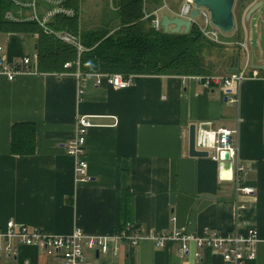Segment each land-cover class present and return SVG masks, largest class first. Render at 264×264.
Listing matches in <instances>:
<instances>
[{
    "label": "crops",
    "instance_id": "0c3cea01",
    "mask_svg": "<svg viewBox=\"0 0 264 264\" xmlns=\"http://www.w3.org/2000/svg\"><path fill=\"white\" fill-rule=\"evenodd\" d=\"M116 7L118 11V3ZM160 7L147 3L146 15ZM6 8L0 2V21H5ZM235 21L239 23L238 12ZM119 25L118 17L110 28L93 29L111 31ZM150 25L154 27L152 20ZM79 30L86 29L79 23ZM36 39V34L0 27L1 58L12 63L30 56ZM229 53L222 54V70L216 74L229 73L237 54ZM29 67L31 72L12 80L0 76L1 223L11 219L50 235L79 227L86 235L106 236V253H86L91 264H223L219 252L201 249L198 257L191 251L178 257L175 242L162 247L143 238L131 247L113 236L121 223L125 183L132 221L144 236L174 230L230 232L235 222L233 183L220 181L218 165L209 157L188 155V127H238V156L247 167L246 184L254 189L238 214L260 237L255 258L246 264H264V86L259 80L241 83L237 104L228 102L220 88L207 89L184 75H135L130 86L117 89L105 80L96 85L89 74L100 72L86 73L82 84L75 71H39L36 60ZM83 115L91 123L85 139L88 180L78 182L64 144ZM16 122L35 125L31 155L10 152V130ZM16 247L15 256L0 252V264H61L40 247Z\"/></svg>",
    "mask_w": 264,
    "mask_h": 264
},
{
    "label": "built area",
    "instance_id": "2783aa9c",
    "mask_svg": "<svg viewBox=\"0 0 264 264\" xmlns=\"http://www.w3.org/2000/svg\"><path fill=\"white\" fill-rule=\"evenodd\" d=\"M67 0H6L11 7L2 11V17L7 21L24 22L36 21L43 32L54 35L58 40L74 45L78 51L82 49L79 38L71 32L64 30H54L48 23L56 14L72 16L74 11L64 4ZM145 1V0H144ZM37 3L43 8L42 16L36 12ZM193 2L184 0L180 11L176 15L188 18ZM159 9L152 13L154 18L152 24L155 28L159 25ZM201 16V22L195 20L196 16ZM191 20L195 24L199 33L212 43H225L220 37L221 31L212 24L209 11L204 7L198 8V14ZM147 16V15H146ZM232 43L237 48L243 58L240 59L238 70L227 74L210 75H187L201 83L205 88L218 87L226 94V100L231 103L239 102V88L246 79H257L264 86V71L250 66V51L245 40L237 39ZM1 48V47H0ZM36 53L30 56H23L20 61L6 63L0 56V76L7 80H12L17 74L31 72L29 66L35 67ZM78 62H76V65ZM71 62H65L63 67L68 68ZM76 76L83 80L87 75L81 74L78 69ZM94 77V83L100 84L102 80L107 81L111 86L122 89L130 86L133 82V75H123L121 73H90ZM83 92L78 88V93ZM91 123L87 116L77 117L74 123L73 135L64 144L65 151L74 160V175L76 181L85 182L87 177V162L85 160V139L88 127ZM194 148L206 151L207 157L215 161L218 165V177L220 181H231L234 189L235 222L233 229L228 233H220L215 230L203 229L200 233H190L182 230L172 232L156 231L144 236L140 227H134L127 223L125 229L120 233H115L114 238L121 239L131 247L136 246L143 238H149L158 246H166L169 243H178L176 255L182 257L190 251L195 257L200 255V250L219 252L223 264H246L256 256L255 244L260 240L255 226L240 220L238 212L246 208V197L253 194L252 186L246 184V165L238 156V127H219L216 129H195ZM107 237L102 235H86L79 227H74L69 234L50 235L38 227H30L25 224H17L9 219L4 223L0 222V252L8 256H15L18 244L32 245L40 247L47 255H52L60 259L61 264H91L86 255L87 252L94 254L106 253L108 250ZM194 247V250H192Z\"/></svg>",
    "mask_w": 264,
    "mask_h": 264
},
{
    "label": "trees",
    "instance_id": "16d2710c",
    "mask_svg": "<svg viewBox=\"0 0 264 264\" xmlns=\"http://www.w3.org/2000/svg\"><path fill=\"white\" fill-rule=\"evenodd\" d=\"M161 6L155 0H118L120 25L113 29L79 30V0H67L65 6L74 11L72 16L54 15L48 25L54 30L77 34L82 49L58 40L43 32L36 21H0L2 29L36 34V68L39 71H76L121 73L123 75H210L213 65L205 59V39L193 23L187 32L170 33L151 27L154 18L145 4ZM5 5L4 0H0ZM6 6V5H5ZM11 6L7 4V8ZM238 2L237 12L241 14ZM177 12L176 10H173ZM208 48L212 46L209 42ZM207 48V51L210 49ZM212 51H210L211 53ZM65 62H71L68 68ZM76 62L78 64L76 65ZM36 128L32 122H16L10 130V152L14 155H31L35 149ZM126 168V167H125ZM124 168L127 174L128 169ZM132 198L130 187L124 184L120 198L121 223L115 233L125 229L132 221Z\"/></svg>",
    "mask_w": 264,
    "mask_h": 264
},
{
    "label": "rangeland",
    "instance_id": "374dc122",
    "mask_svg": "<svg viewBox=\"0 0 264 264\" xmlns=\"http://www.w3.org/2000/svg\"><path fill=\"white\" fill-rule=\"evenodd\" d=\"M155 1L157 4L161 5L160 8L162 9L159 10L160 15L163 14L164 11L170 14L174 12L173 10L179 12L181 5L184 3V0ZM4 3L7 6L6 0H4ZM147 3L144 4L146 5ZM116 6L117 0H79L78 19L80 27L83 29H93L99 27L110 28L114 26L119 17ZM237 6L238 2L236 0L233 5L234 19L237 14ZM35 10L38 16L41 17L44 10L40 8V3H37ZM201 19L200 15H197L195 18L197 22H201ZM238 30H240L239 33L237 32ZM220 37L225 40V43H213L209 48L208 45L210 41L204 38L206 40V49L203 54L205 55L206 61L213 65L212 73H221L219 71L222 70V63L220 60L222 54H226L230 51L229 55H232L235 54V51L236 53L239 51L237 45L232 43L237 39H245L247 41L249 51L254 53L256 63L260 60H264V6L254 13L249 21H244L241 26L236 24L235 29L229 33L221 32ZM207 48L210 50L207 51ZM210 51H212V55ZM240 52L241 51L238 53ZM208 54H210V56ZM242 58L243 55L241 54V59Z\"/></svg>",
    "mask_w": 264,
    "mask_h": 264
},
{
    "label": "water",
    "instance_id": "95a60500",
    "mask_svg": "<svg viewBox=\"0 0 264 264\" xmlns=\"http://www.w3.org/2000/svg\"><path fill=\"white\" fill-rule=\"evenodd\" d=\"M193 2V8L191 9L188 18H183L178 15L170 16L167 13H163L159 20V25L164 32L179 33L187 32L191 26L192 18L198 14V8L204 7L209 11L210 19L213 25H215L222 33H229L235 29L236 21L233 15V5L236 0H191ZM242 8L241 13L244 12L242 17L240 14L238 26L241 22L249 21L251 16L256 13L261 7L264 6V0H237ZM243 18V21H242ZM182 28V29H181ZM239 52V51H238ZM234 56V63L231 68H228V72H235L238 70L240 61V53ZM250 66L264 71V62L256 63L254 53H250ZM195 137V125L190 124L188 127V155L197 157H206V151L196 150L194 148Z\"/></svg>",
    "mask_w": 264,
    "mask_h": 264
}]
</instances>
